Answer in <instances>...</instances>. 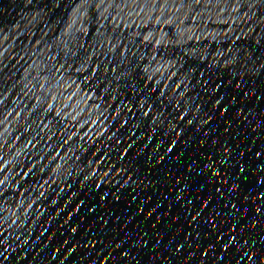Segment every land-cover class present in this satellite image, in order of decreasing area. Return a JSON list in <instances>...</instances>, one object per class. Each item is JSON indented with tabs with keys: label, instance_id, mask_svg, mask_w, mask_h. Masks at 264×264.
Returning <instances> with one entry per match:
<instances>
[{
	"label": "snow or ice",
	"instance_id": "snow-or-ice-1",
	"mask_svg": "<svg viewBox=\"0 0 264 264\" xmlns=\"http://www.w3.org/2000/svg\"><path fill=\"white\" fill-rule=\"evenodd\" d=\"M104 2L105 0H70L67 7L71 12V20L65 19L68 15L67 12L65 17L56 20V24L66 23L67 27L59 30L58 36L52 37L51 40L46 39L49 31L57 30L48 28L50 20L45 19L44 25L48 31L42 32L35 40L30 39V44L38 46L35 50L36 53H39L40 48H43L49 53L48 59H55L59 65V67L54 65L47 69L46 80H50L53 72L73 68L79 62L81 67L76 69L77 72H91V76L85 77L86 87L92 77L100 79L98 73L102 69L104 79L112 84L111 90L105 87L104 91L119 90L127 97V103L121 101L120 107L114 109L117 115L113 119L119 123V128L108 135L107 140L120 144L121 138L118 133L123 135L127 132H131L134 139L125 145L124 154L116 151L114 161L112 157H107L108 171L100 169L92 171L91 175L85 173L83 181L100 176L101 173L102 178H108L117 167H120L121 172L118 175L127 176V179L117 183L113 190L114 198L116 201H120L122 195L120 188L129 184L133 185L132 191L126 192V194L132 200L139 199L140 203L137 208L142 214L141 223L146 222L150 228L147 230L142 228L135 235L125 232L124 229H118L119 232L128 236L132 243L125 250L124 245L127 244V241L117 242L118 238L113 237L110 242L112 252L107 255L118 260L119 264H129V261L140 264V260L132 253L137 249L148 250L149 239H151L153 244L159 246L152 253L155 264H176L177 257L169 256V252L180 254L179 258L186 260L187 264H197L201 257L208 258L211 253H215L213 264H264V150H256L241 143L242 139H250L252 136L260 137L264 141V0H215V4H213V0H179L180 8L187 6L190 11H196L197 14H200L201 7L221 9L222 5V11L227 12L231 9V12L237 13L233 23L240 21L241 26L238 29H232L230 33H225L224 48L214 47L211 50L205 48L203 54H199L198 51L189 54L182 49L177 55L174 51L176 47L174 38L165 44L163 37L156 40L154 34H150L144 37V43L146 47L151 48L153 54L151 56H148L147 53L140 54L141 59H147L148 66L138 65L135 53L131 59L117 53L119 59L114 56L113 60L98 64L95 70L85 69L84 65L90 62L95 63L96 44L102 39H106L102 29L106 28L103 21L110 19L109 15L104 14L107 9L100 11L98 16L90 11L94 8L100 9ZM148 3H151L153 8L159 7L158 0L156 2L146 0V6ZM63 6V0H23L22 10L25 15L20 20L12 21L14 28L9 29L6 23L0 19V37H2L0 47H3V43L12 37L16 28L24 29L21 35L30 33L35 37L36 33L31 32V28L35 27L44 17L52 15L54 10ZM114 6V4L109 5V7ZM165 6H167V0H165ZM160 10L164 11L163 8ZM179 10L177 9V11ZM161 22L157 19V24ZM78 23L80 27H77ZM85 25H98L95 28L96 36L93 38L94 42L91 46L85 39L90 36L89 28ZM164 35L171 36V33ZM213 38L215 40V36ZM53 48L62 49L63 63L60 62L59 53L53 54ZM115 48L116 45H112L107 51L112 52ZM162 49H166V51H162ZM7 51L8 49L5 48L3 52H0V65H3L0 67V75L14 66L4 63V59L8 58ZM22 51L29 55L31 49L23 48ZM157 56L160 57V65L149 73V66L157 62ZM23 60L25 57L19 56L15 63ZM174 60L175 62H173ZM165 63H167V67H164ZM29 67L37 68L38 75L44 74V70L40 69L35 61ZM109 73H111L110 76ZM157 74L161 77L160 80H156L157 85L161 84L163 80H170L171 83L165 84L163 88L152 87L147 82L154 80ZM29 79L36 81L37 86L41 88L46 87V85L39 84L38 76L33 77L29 73ZM225 80L227 85H231L236 90L228 98L216 94L227 86L224 83ZM24 87L27 88V83L24 84ZM0 88L3 89L0 96L10 91V88L6 87L3 82H0ZM85 98L90 99L87 95ZM7 99V96L0 99V105L4 106L0 111V116H2L0 123L7 122L9 117L14 114L19 115V113L7 111ZM113 99H118V97H113ZM243 100L260 102L261 111L249 118ZM43 102L42 99L37 100L38 105ZM230 104L241 105V107L239 110L225 107ZM109 106L111 107V105ZM33 107L35 108V106ZM53 108V104H48L47 108L33 111L31 115L35 120H40L42 117L46 119L47 116H44V113L50 115ZM20 111L22 112L24 109ZM230 113L231 115H229ZM56 115L61 116V113L58 111ZM124 116L127 119H121ZM241 116L244 119L237 124V120ZM214 121L221 126L222 130L215 127ZM177 122L180 127L185 129L183 132L177 130ZM130 123L131 128H127ZM253 124L255 127H252ZM234 126L235 130H233ZM26 127L32 129L31 124ZM205 128H207L206 131ZM131 129H138L145 133L143 137L147 141L144 145L145 148L151 144L154 133L167 140L164 156L160 155L159 150H154L152 154L147 155L143 165L135 172L132 170V164L126 163V161L130 155L128 150L141 137ZM32 130L39 134V126ZM193 130L195 136H188V133ZM245 132H247V136H245ZM185 136H188L185 143L196 145V155L189 158L187 172L179 179L173 177L166 186L165 191H167V187L173 189L172 193L163 196V200L168 203L169 208L168 211L158 214L157 210L161 208V204L157 202L155 207H152L148 203L152 199V195L147 189L151 187V179L159 161H163L168 154L174 153L179 140ZM21 138L17 137V139ZM67 139L69 138H66L62 143H67ZM34 140L35 137L28 140L27 143L32 144ZM8 143L5 142V146ZM254 143L255 141H253ZM94 152H101V156H96L94 160H88V164L91 165L97 161L104 163L102 157L107 156V153L102 152L100 148H95ZM94 152H89V155H94ZM180 155L185 154L181 153ZM201 156L203 159L200 158ZM56 158L65 160V157L60 153H56L53 161ZM75 158L80 160L79 155ZM241 159L249 166L246 167L245 163H241ZM132 160L135 161L136 157L133 156ZM53 161H50L49 164ZM65 163H67L66 160ZM48 167L49 165H43L41 171ZM61 167L57 166L58 169ZM4 171L5 169H0V173ZM32 171L33 169H29V173ZM140 177H144V179H140ZM145 179L149 181L148 184H145ZM245 181H249V183L245 184ZM3 184L4 181L0 180V185ZM50 184V180H45L40 187ZM181 184L184 186L181 187ZM84 186L86 190L91 187L87 184ZM95 187L100 188L101 185L96 184ZM176 189H179V192ZM137 193H142V198ZM40 196L44 197L45 194L42 192ZM4 198L5 193L0 191V199ZM100 199L104 200L105 197L102 196ZM35 202L33 201V203ZM51 204L57 205V201L51 200ZM28 207L31 208L32 205H28ZM71 211L69 209L67 212H63V215L61 212H57L56 216L60 219L57 220L53 217L51 221L48 220L51 212L37 215L33 223L39 221L40 231L34 239L25 238L26 236L32 237L33 231L32 229H29L28 232L23 231L24 220L18 214L11 213L7 217L0 218V264H12L14 260L16 264L29 260L32 264H43L42 257L46 259L51 256V261L55 262L60 255H64V252L74 254L78 248L95 249L96 244L91 241H76L77 247H73L72 242L83 230L84 221L73 216ZM89 212L94 216H99V220L96 221L97 227L111 223L97 212L96 208L89 207ZM14 215L15 219L12 218ZM27 216L28 213H25V219ZM40 216H43L44 219L40 220ZM116 220L123 223L119 216L116 217ZM61 221L63 222L61 223ZM57 225L59 227H56ZM165 226L166 235L171 236L172 239L160 236V231ZM53 227H56L55 233H52ZM237 230L239 231L237 232ZM54 236L61 237L60 244L66 246L64 248L57 246L56 255H52L49 252V245L44 243L45 240H50ZM93 236H95L94 232ZM206 236H212L217 242L211 247L205 248L201 241H206ZM162 239H166V243L172 245L171 248L164 249L163 252L159 250L164 248ZM173 240L176 242L175 244H173ZM41 245H43V249H41ZM102 247L108 248L109 244H102ZM21 253L25 255L21 256ZM93 254V252H89V255ZM65 258L67 259V257ZM106 258L107 256L101 259Z\"/></svg>",
	"mask_w": 264,
	"mask_h": 264
},
{
	"label": "water",
	"instance_id": "water-1",
	"mask_svg": "<svg viewBox=\"0 0 264 264\" xmlns=\"http://www.w3.org/2000/svg\"><path fill=\"white\" fill-rule=\"evenodd\" d=\"M69 2L70 0H63V7L54 10L52 15L44 17L35 27L31 28V32L36 33L35 37L31 36L30 33L21 35L24 29L16 28L12 37L3 43V47H0V52H3L5 48L8 49L6 54L8 58L4 59V63L14 65L0 75V82L10 88V91L0 96V99L7 96V111L19 113V115L14 114L9 117L7 122L0 123V157H3V159H0V169H5L3 173H0V180L4 181V184L0 185V191L5 193V198L0 199V218L7 217L11 213L18 214L24 220L23 231L28 232L29 229L33 231L32 237L26 236L25 238L34 239L40 231L39 221L33 223L37 215L51 212L48 220L51 221L53 217L59 220L60 217L56 216L57 212H61L63 215V212L71 209L73 216L84 221L83 230L72 242L73 247H77L76 241H91L96 244V248H78L74 254L64 252V255H60L55 262L51 261V256L46 259L42 257L43 264H61V261H63V264H119L118 260H114L107 255L112 252L110 244L112 238L117 237V242L127 241V244L124 245L125 250L130 247L132 240L123 232H119L118 229H124L125 232L135 235L142 228L147 230L150 225L146 222L141 223L140 217L142 214L139 213L137 208L140 203L139 199L132 200L126 194V192L132 191L133 185L129 184L121 187V200H115L113 190L119 181L127 179V176L118 175L121 172L120 167H117L108 178H102L101 173L100 176L83 181V176L85 173L91 175L92 171L100 169L108 171L107 157H112L114 161L116 151L118 150L120 154H124L125 145L134 139L131 132H127L123 135L118 133L121 138L120 144L107 140V136L119 128V123L113 119L117 115L114 109L120 107L121 101L127 103V97L121 94L119 90L104 91L105 87L111 90L112 84L104 79L102 69L98 73L100 79L97 80L92 77L91 82L86 87L85 77L91 76V72H77L76 69L81 67L79 62L73 68L53 72L50 80H46L47 69L54 65L59 67V65L55 59H48L49 53L43 48H40V52L36 53L35 50L38 46L30 44V39L35 40L42 32L48 31V28L57 30L54 32L49 31L48 36L45 37L51 40L52 37L58 36L59 30L67 27L66 23L56 24V20L65 17L66 12L68 15L65 19L71 20V12L67 7ZM153 2H156V0H153ZM158 2L159 7L153 8L151 3L146 6V0H105L100 9H91V13H96L97 16L100 11L107 9L104 14L109 15L110 19L103 21L106 28L102 31L105 33L106 39H102L101 42L96 44L95 63L90 62L84 65V68L95 70L98 64L111 61L114 56L119 59L117 53L129 59L133 58V53H135L137 64L148 66L147 59H141L140 54L147 53L148 56L153 54L151 48L146 47L144 43V37L150 34H154L156 40L163 37L165 44H168L170 39L174 38L176 43L174 51L177 55L180 54L182 49L189 54L194 51L203 54L205 48L208 50L214 47L224 48L225 33H230L232 29H238L241 26L240 21L233 23L237 13L231 12V9L227 12L222 11V5L221 9L201 7L200 14H197L196 11H190L187 6L180 8L179 0H175V2L167 0V6H165V0H158ZM22 4L23 0H0V9H3V11H0V19L6 23L9 29L14 28L13 20H20L25 15ZM110 4L115 6L109 7ZM213 4H215V0H213ZM161 8L164 11H161ZM177 9L180 10L177 11ZM45 19L50 20L48 28H45ZM157 19L162 22L157 24ZM77 27H80L79 23ZM85 27H88L90 31V36L85 39L88 45L91 46L94 42L93 38L96 36L95 28L98 25H85ZM165 33H171V36H165ZM0 40H2V37H0ZM112 45H116V48L112 52L107 51ZM202 45L203 47H201ZM23 48H30V54L26 55L22 51ZM89 50L91 51V48ZM162 51H166V49H162ZM55 53H59L60 62L63 63L62 49L53 48V54ZM19 56H24L25 60L15 63ZM33 61L39 65L40 69L44 70L43 75H38L39 70L37 68L29 67ZM159 65L160 57L157 56V62L149 66V73ZM0 67H3V65H0ZM164 67H167V63L164 64ZM29 73L33 77L38 76L39 84L46 85V87L37 86L36 81L29 79ZM108 75L110 76L111 73ZM160 79L161 77L157 74L154 80L147 83L152 87L160 88L171 83L170 80H163L161 84L157 85L156 80ZM25 83H27V88L24 87ZM224 83L227 85L226 80ZM13 85L15 86L13 87ZM29 89H32V91H29ZM233 91L236 90L231 85H227L216 94L228 98ZM0 92H3L2 88H0ZM86 95L90 99H86ZM102 97L103 99H101ZM113 97H118V99L114 100ZM38 99H42L44 102L38 105ZM48 104L54 105L51 114L44 113V116H47L46 119L42 117L40 120H35L31 113L47 108ZM243 105L245 111L249 114V118L256 112L261 111L260 102L258 101L243 100ZM225 107L239 110L241 105L230 104L225 105ZM3 108L4 106L0 105V111ZM21 109H24V111L21 112ZM58 111L61 116L56 115ZM0 119H2V116H0ZM121 119H127V117L124 116ZM243 119L244 117L241 116L237 120V124ZM177 123V130L183 132L185 129L179 126V122ZM213 123L215 127L222 130L216 121ZM28 124L32 125V129L39 126V134L32 129H28L26 127ZM252 127H255V125L253 124ZM127 128H131V123ZM204 130L206 131L207 128ZM233 130H235V126ZM131 131L136 132L141 137L128 150L130 155L127 157L126 163L132 164L133 172L143 165L147 155L152 154L154 150H159L160 155L164 156L166 139L154 133L151 144L145 148L144 145L147 143L143 139L145 133L140 132L138 129H131ZM101 133H103V136H101ZM188 136L194 137L195 131L189 132ZM188 136L179 140L174 153L168 154L163 161H159L152 176L151 187L147 189L151 193L152 199L148 203L152 207H155L157 202L161 204V208L157 210L158 214L168 211L169 208L168 203L163 200V196L172 193L173 189L167 187V191H165L166 186L173 177L179 179L187 172L189 158L196 155V145L185 143ZM245 136H247V132H245ZM17 137L22 138L17 139ZM33 137H35L33 143H27ZM66 138H69L67 143H62ZM253 141H255L254 144ZM5 142L9 143L5 146ZM241 143L256 150H264V141L260 137L252 136L250 139H242ZM95 148H100L102 152L107 153V156L102 157L104 163L97 161L89 165L88 160H94L96 156H101V152H94ZM89 152H94V155H89ZM56 153L64 156L67 163L60 158L53 161ZM181 153L185 155L181 156ZM77 155L80 156V160L75 158ZM133 156L136 157L135 161L132 160ZM177 157H180V159H177ZM200 158L203 159V156ZM253 159L255 158L253 157ZM50 161L53 162L49 164ZM241 163H245L246 167L249 166L243 159H241ZM33 165H35V168H33ZM43 165H49V167L41 171ZM58 165L62 167L58 169ZM29 169H33L32 173H29ZM25 173L28 174L24 175ZM140 179H144V177H140ZM45 180H50L51 184L40 187ZM148 183L149 181L145 179V184ZM244 183L247 184L249 181ZM85 184L91 185V187L86 190ZM96 184H100L101 187L96 188ZM183 186L181 184V187ZM176 191L179 192V189H176ZM42 192L45 194L44 197L40 196ZM137 194L142 198V193ZM102 196L105 197L104 200L100 199ZM51 200H56L58 206L52 205ZM33 201L36 202L33 203ZM28 205H32V207L29 208ZM89 207L96 208L97 212L111 223L97 227L96 221L99 220V216H94L93 213L89 212ZM52 209H55V211H52ZM25 213H28L26 219ZM117 216L123 220V223L116 220ZM12 218L15 219V215ZM43 219L44 217L40 216V220ZM56 227H59V225ZM56 227L52 228V233L56 232ZM93 232L95 236H93ZM160 236L172 239L171 236L166 235V226L161 229ZM166 239H162L164 248L159 249L161 252L172 247V245L166 243ZM60 240L61 237L54 236L52 239L44 241L45 244L49 245V252L52 255L57 254V246L66 247L60 244ZM216 242L212 236H206V241H201L205 248L211 247ZM175 243L173 240V244ZM102 244H109V247L104 248ZM149 245L150 247L146 251L137 249L132 253L140 260V264H155L152 253L159 246L153 244L151 239H149ZM29 247L31 248V245ZM41 249H43V245H41ZM89 252L94 254L89 255ZM24 255V253H21V256ZM173 255L177 257L176 264H187L186 260L179 258L180 254L169 252V256ZM105 256H107L106 259H101ZM214 259L215 253H211L208 258L201 257L197 264H213ZM12 264H16V261H12ZM21 264H32V262L30 260L27 262L21 261ZM129 264H136V262L129 261Z\"/></svg>",
	"mask_w": 264,
	"mask_h": 264
}]
</instances>
